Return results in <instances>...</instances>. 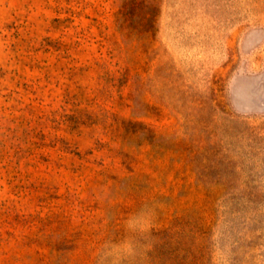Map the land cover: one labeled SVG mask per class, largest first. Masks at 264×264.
I'll use <instances>...</instances> for the list:
<instances>
[{
	"label": "rangeland",
	"instance_id": "rangeland-1",
	"mask_svg": "<svg viewBox=\"0 0 264 264\" xmlns=\"http://www.w3.org/2000/svg\"><path fill=\"white\" fill-rule=\"evenodd\" d=\"M0 264H264V0H0Z\"/></svg>",
	"mask_w": 264,
	"mask_h": 264
}]
</instances>
